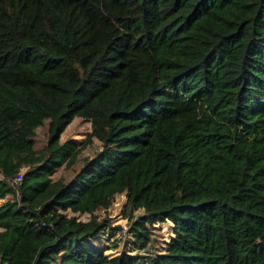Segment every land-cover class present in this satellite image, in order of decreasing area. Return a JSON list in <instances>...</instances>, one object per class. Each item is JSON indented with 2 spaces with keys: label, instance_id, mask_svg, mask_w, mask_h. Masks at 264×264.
Segmentation results:
<instances>
[{
  "label": "trees",
  "instance_id": "obj_1",
  "mask_svg": "<svg viewBox=\"0 0 264 264\" xmlns=\"http://www.w3.org/2000/svg\"><path fill=\"white\" fill-rule=\"evenodd\" d=\"M77 117L102 148L68 180L74 146L21 159ZM0 171L1 264H264V0H0ZM122 193L157 253L106 252Z\"/></svg>",
  "mask_w": 264,
  "mask_h": 264
},
{
  "label": "rangeland",
  "instance_id": "obj_2",
  "mask_svg": "<svg viewBox=\"0 0 264 264\" xmlns=\"http://www.w3.org/2000/svg\"><path fill=\"white\" fill-rule=\"evenodd\" d=\"M91 131V121L87 118L77 117L68 124L66 129L60 134L58 143L52 146L50 142L52 139L51 132L49 131L48 121L45 120V123L36 130L34 152L21 159H25L27 163H30L34 161L37 155L42 151H48V153H50L52 148L66 151L68 147L74 146L78 151L75 161L70 162L69 157H61L59 162H57L59 165L56 170L48 175L53 181L61 177L68 180L80 168L84 157H93L102 148L101 142L98 139L92 138V140L89 141L88 137ZM13 165H16V162H14ZM28 169V164L20 166L15 174L7 177L8 181L16 183L13 177L18 172H21L23 176L22 180L19 181L20 184L24 180V174ZM2 174L4 173L0 171V178H3ZM2 201L3 199H0V205ZM127 202L128 198L125 193L116 194L112 198V203L109 207L99 208L94 212L98 220L105 219L110 227L120 226L119 229L114 228L109 235H105L103 242L110 247L106 252L110 255H115L121 251H129L144 255L157 253V251L165 245V241L172 237L174 233L172 223L165 221L149 225L151 240L147 246H142L136 239L134 232L131 231V228L134 221L142 216L145 211L140 208L127 213ZM90 218L91 215L89 213H84L81 216L82 220H88ZM0 230L2 229L0 228Z\"/></svg>",
  "mask_w": 264,
  "mask_h": 264
},
{
  "label": "built area",
  "instance_id": "obj_3",
  "mask_svg": "<svg viewBox=\"0 0 264 264\" xmlns=\"http://www.w3.org/2000/svg\"><path fill=\"white\" fill-rule=\"evenodd\" d=\"M22 173L21 172H18L14 177H13V179H14V181L17 183V184H19V181L20 180H22ZM2 177H4L3 175H2ZM15 183V184H16Z\"/></svg>",
  "mask_w": 264,
  "mask_h": 264
}]
</instances>
